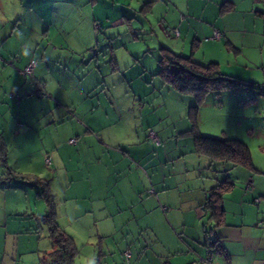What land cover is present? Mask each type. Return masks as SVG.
Instances as JSON below:
<instances>
[{"label":"crops","instance_id":"0c3cea01","mask_svg":"<svg viewBox=\"0 0 264 264\" xmlns=\"http://www.w3.org/2000/svg\"><path fill=\"white\" fill-rule=\"evenodd\" d=\"M147 1L145 3L150 10L161 9L164 31L175 38L164 37L168 41L163 44L165 47L184 53L191 40L199 39L198 51L201 50L202 54L198 62L213 61L220 68H223L224 60L221 59L224 58L225 46H242L246 31L238 26L239 12L248 10V1H251L250 5L254 2ZM226 2L230 6L223 8ZM117 5L108 0H0V97L7 94L9 99L19 104L23 98L32 96L52 99L65 90L68 100L73 103L65 88V85L69 86L70 77L60 69L63 54L75 52L77 45L86 47L84 37L88 32L99 31V23L107 26L104 31L120 30L128 25V31L133 35V18L124 14L125 10L124 13L123 10L116 12ZM173 28L179 31L177 36L168 32ZM14 44L18 47L15 48ZM26 47L32 48L30 58L20 54ZM17 54L18 57H13ZM31 58L36 59L33 74L44 83L45 96L22 94L32 88L30 78L21 74ZM109 63L113 71L118 69L115 56ZM226 65L238 66L237 57H231ZM125 80L129 82L126 77ZM139 81L149 84L152 79L147 72ZM15 91L22 94L19 99L9 95ZM133 94L136 97L143 95L146 99L152 95L155 98L156 88L145 94L135 91ZM77 109L55 107L50 110V121L59 123L58 126H67L65 143L70 150L69 146H75L70 151L74 158L63 157L60 147L54 143L47 144L44 137L39 147H34L29 155L18 153L12 163L9 149L14 141L20 143L21 138L28 136L29 128L17 122L18 118L15 124L12 110H0V169L10 168L20 174L38 176L46 184L45 194H41L40 185L33 181L12 180L0 187V202L6 203L4 216L0 213V264H51L49 253L57 249L58 244L51 237L48 215L74 243V264L83 251L93 249L95 252V244L101 247L98 264L102 260L103 264H264V158L256 162L252 157L254 170L228 165L225 174H219L217 167L220 165L198 154L193 138L189 137L184 149L179 151L177 170L175 162H169L176 157L168 155V129L158 127L159 120H152L156 109L143 108L135 121L137 127L128 130L125 127L127 113L120 112L118 120L114 121L123 122L124 131L116 139L117 148L113 149L94 138L95 133L106 131L109 121L92 118L91 111H81L80 116L86 119L83 122L74 118L61 122L68 115L75 116L74 113L79 112ZM117 111L119 109L114 112ZM2 123L10 126L7 133ZM119 127L121 129V125ZM184 129L188 130L189 125ZM149 130L154 131L157 142L149 136ZM133 132H139L140 138L136 139ZM71 137L78 139L76 144L67 142ZM46 156L50 158L49 164L45 162ZM43 163L53 167L47 171ZM168 163L171 170L166 172L161 167ZM222 177H229L234 186L222 195L224 212L221 223L216 224L209 218L205 202L209 189ZM9 204L11 208L7 210ZM95 211L103 214L97 217ZM130 225L153 234V244L144 246L141 239V242L137 240L136 253L129 245L120 251L109 236L112 229ZM207 228L213 229L210 237L217 239L219 245L218 249L211 248L209 260V247L204 235ZM127 250L131 259L135 255L132 262L124 255Z\"/></svg>","mask_w":264,"mask_h":264},{"label":"rangeland","instance_id":"374dc122","mask_svg":"<svg viewBox=\"0 0 264 264\" xmlns=\"http://www.w3.org/2000/svg\"><path fill=\"white\" fill-rule=\"evenodd\" d=\"M108 1L109 3H118L115 6L116 12L123 10L124 13L125 10L126 13L124 14L133 18V35L132 31H128V25L122 26L120 30L112 28L111 31H104L107 26L99 23L101 27L99 31L88 32L84 37L86 47L77 45L78 49L75 52H65L63 54L60 69L70 77L69 86L65 85V88L68 89L73 103L68 100V93L65 90H61L58 97H52V99H39L32 96L23 98L19 104L9 99L7 94L6 96L1 95L0 110H12L15 124L16 118H18L17 122H21L25 128H29L28 136L21 138L20 143L14 141L10 147V163L14 162L18 153L29 155L34 147H39L40 140L45 138L47 144L54 143L60 147L63 157L74 158L71 150H74L75 146H69L71 147L70 150L65 143V138L68 136L66 135L68 132L67 126L65 124L58 126L59 123L50 121V110L55 107H62L63 109L67 107L72 111L76 107L78 108L79 112L74 113L75 116L68 115L61 121L63 123L73 118L83 122L86 119L80 116L81 111L83 113L91 111L89 112L90 116L96 120L109 121L105 126L106 131L95 133L94 138H98L97 142L100 140L103 142L102 145L112 149L117 148L116 139H119L124 131L123 122L119 124L114 121L118 120L120 112L127 113L125 127L128 130L134 126L137 127L135 121L139 119L141 110L150 108L151 110L156 109L152 120L154 122L159 120L158 127L168 129V155L170 158L176 157L175 160L170 159L169 162L174 161L177 170H179L180 158H177L180 154L179 151L184 149L189 137L193 138V133L184 128L188 125L190 128L188 111L191 106L196 104V100L192 95L181 94L169 89L157 75L159 69L158 58L161 55L160 48L165 47L163 44L168 42L164 37L175 38L171 35L168 36L164 31L161 23V9L157 7L155 11L150 10L147 3H145L148 2L147 0L140 2L137 0ZM250 3L251 1H248L246 8L248 10L239 12L240 18L237 17L240 19L238 26L244 27L246 31L245 38L242 39L241 37L242 46H225L223 50L224 58L221 59L224 60L222 62L223 68L220 69L223 73L238 79L254 82L255 87L238 86L235 89L224 90L219 93L213 91L206 93L202 104L198 108L196 125L198 132L202 135L236 138L243 141L249 147L253 159L258 162L264 158V0H254L251 5ZM249 5L250 7H248ZM124 29L126 30L124 31ZM183 36L182 33L181 40ZM13 39L15 40L14 37ZM198 40H191V45L188 48L186 45L184 53H176L186 57L191 56L193 60L198 62V58L202 54L201 50L198 51ZM17 45L14 44V47L17 48ZM25 50H27L30 58L33 54L32 48L27 49L26 47V49H22L20 54H24ZM190 52H192V55H190ZM196 52L197 54L194 56ZM112 55L115 56L118 66V69L114 71L109 63L113 59ZM13 57H18V54L13 55ZM231 57H237L238 66L230 67L226 65ZM199 63L206 64L209 61ZM147 72L152 82L149 84L143 82V84L139 80H142L143 75ZM125 77L129 82L125 80ZM27 78L29 79V77ZM146 85H149V87L147 88ZM153 87L156 88L155 98L152 97L153 95L147 96L150 98L146 99L143 95L136 97L133 94V91L145 94ZM118 109L119 111L115 113L114 111ZM17 114L19 117H17ZM6 119L11 124V119L9 117ZM2 124L5 133H7L10 126L8 123ZM46 125L48 126L46 127ZM149 126L152 127L151 124ZM133 134L136 139L140 138L139 132H133ZM110 138L111 140H108ZM13 147H16L18 151ZM21 164L24 165V163ZM168 164L169 166H167ZM168 164L161 167L162 170L169 172L171 165ZM215 165H220L217 167L219 174H225L226 171L224 170L229 163L215 161ZM43 166L47 171H50L53 167L52 165L47 167L44 163ZM6 171L5 168L0 169V174ZM37 178L39 177L37 176ZM27 187H30V185H27ZM5 205V202H0V213L3 216L6 211ZM10 208L11 204H9L7 210H10ZM94 214L99 217L103 213L95 211ZM124 214L127 215L126 212ZM116 228L118 229H112V235L109 237L110 241H114V246L120 251L129 245L131 246L130 249L136 253L137 240L141 242L142 239L144 246H149L154 242L153 234L136 227V225H130L128 228ZM43 230H46L45 226H43ZM97 231L98 228L95 232ZM93 248H95V252L93 249L83 251L76 264H98L101 257L99 251L101 247L95 244ZM159 248L166 250L164 246H159ZM103 250L104 248H102V252ZM120 251L116 250L117 255H120ZM104 254L108 253L104 252ZM92 258L93 261H91ZM134 259L135 255L132 259L130 257L129 260L132 262ZM103 261L100 264H103ZM123 264H126V262H123Z\"/></svg>","mask_w":264,"mask_h":264},{"label":"trees","instance_id":"16d2710c","mask_svg":"<svg viewBox=\"0 0 264 264\" xmlns=\"http://www.w3.org/2000/svg\"><path fill=\"white\" fill-rule=\"evenodd\" d=\"M225 6H230L229 2L222 5L223 8ZM160 52L157 74L163 83L181 94L192 95L196 100V104L191 106L188 111V117L191 121L189 120L190 128L187 130L193 133L196 152L207 156L211 161L226 162L230 166H242L254 170L250 149L243 141L236 138L202 135L198 132L196 120L198 108L206 93L211 91L219 93L224 90L235 89L238 86L255 87V83L223 73L216 62L199 63L193 60L191 56H182L166 47H161ZM12 180L33 181L40 185L41 194L46 193V184L39 178L17 173L10 168H7L5 173L0 174V187L6 186L7 182ZM233 186L234 182L226 177L218 181L208 191L205 205L209 209V218L214 219L216 224L221 223L224 212L221 207L222 195ZM47 220L51 222V237L58 244V248L49 253L51 264H74L76 250L71 238L55 224L51 215L47 216ZM212 230V228L205 229V243L209 249H218L217 239L210 237Z\"/></svg>","mask_w":264,"mask_h":264},{"label":"built area","instance_id":"2783aa9c","mask_svg":"<svg viewBox=\"0 0 264 264\" xmlns=\"http://www.w3.org/2000/svg\"><path fill=\"white\" fill-rule=\"evenodd\" d=\"M168 32L170 34H173L175 36H177L179 34V31L175 28L173 29H169ZM215 36H218V33L215 32ZM36 65V59L35 58H31L28 63L24 66V68L21 70V74L25 77H29L30 80H31V83H32V88L31 90L29 91H24L22 92V94H25V95H31V94H34L36 96H45L46 95V92H45V89H44V83L41 82L40 80H38L34 74H33V71H34V67ZM21 93H19L18 91H15V92H11L9 93V95L13 98H16V99H19L22 95ZM148 134L151 138H153L156 142H157V137L154 133L153 130H149L148 131ZM77 138L76 137H71L67 140V142L69 144H76L77 143ZM45 162L47 164L50 163V158L49 156H46L45 157ZM258 199H256L257 201ZM260 225V223H259ZM207 253H208V260L211 258V254H212V250L211 249H207ZM124 255L126 258H129L130 257V251L127 250L124 252Z\"/></svg>","mask_w":264,"mask_h":264},{"label":"clouds","instance_id":"9594fccd","mask_svg":"<svg viewBox=\"0 0 264 264\" xmlns=\"http://www.w3.org/2000/svg\"><path fill=\"white\" fill-rule=\"evenodd\" d=\"M24 54H25V55H28V52H27V50H25V51H24Z\"/></svg>","mask_w":264,"mask_h":264}]
</instances>
